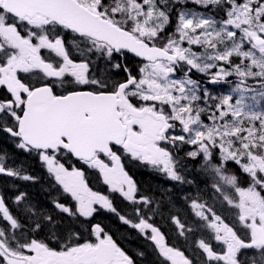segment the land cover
Instances as JSON below:
<instances>
[{
	"label": "snow or ice",
	"instance_id": "obj_1",
	"mask_svg": "<svg viewBox=\"0 0 264 264\" xmlns=\"http://www.w3.org/2000/svg\"><path fill=\"white\" fill-rule=\"evenodd\" d=\"M188 3L206 12L222 11L223 18L192 11ZM173 11L176 27L162 39ZM68 34L70 46L64 39ZM194 45L201 50L194 51ZM126 53L145 63L138 75L123 66L125 79H111L107 73L122 68L112 61ZM101 60L109 67L97 77L92 65ZM181 63L187 69L174 78ZM193 71L207 75L209 83L232 75L238 82L229 94L213 96ZM0 89L5 93L0 96V132L47 165L64 198H71L68 203L53 200L61 214L88 218L99 205L154 242L162 264H198L169 246L141 208L134 209L136 221L120 214L108 196L89 187L84 171L69 170L57 159L76 158L98 170L113 193L150 207L152 198H136L137 186L122 158L150 165L170 181L191 184L172 151L190 145L195 150L187 157L202 156L200 168L212 177L208 199L227 202L246 230L241 235L206 200L201 202L207 193L190 198L191 214L198 218L193 222L211 234L197 241L207 256L199 264H264V0H0ZM205 113L209 123L202 119ZM6 161L7 155L0 154V174L36 179ZM228 162L238 166L239 176L229 173ZM25 199L20 192L14 203L19 207ZM23 211L31 221L26 225L0 196V264H134L99 224L91 228L94 240L80 242L79 233L69 229L66 237L53 234L49 241L36 237L54 223L53 215L37 213L31 204ZM171 219L178 235L185 236V224L175 215ZM212 240L223 245L220 251ZM245 252L252 255L241 259Z\"/></svg>",
	"mask_w": 264,
	"mask_h": 264
},
{
	"label": "rangeland",
	"instance_id": "obj_2",
	"mask_svg": "<svg viewBox=\"0 0 264 264\" xmlns=\"http://www.w3.org/2000/svg\"><path fill=\"white\" fill-rule=\"evenodd\" d=\"M186 7L192 11L204 12L205 15L212 14L210 12H206L205 9H203L202 7L196 6L192 3H188L186 5ZM179 10L180 9H178L177 11H179ZM213 15H215V17L217 19L223 18L222 11L216 10V12L213 13ZM175 17H176V20L174 22H172L169 26V30L171 32H173V30L176 27L177 16H175ZM183 46L188 47L186 42L183 44ZM192 47H193L194 51H200L201 50L200 47L197 45H194ZM233 60L235 63H239V60L237 58H233ZM115 61H114V64L117 62L119 63L118 60H115ZM144 63H145L144 61H140V60L137 62V73H136V75H138L139 69ZM104 64H105L104 61L101 60V62H99L98 65L101 66ZM98 65H95V67ZM108 67L109 66H107V68ZM186 69H187V66L184 65L183 63H181V66L178 67L176 70L174 78H177V79L182 78L184 75V71H186ZM97 73H100V72H97ZM107 74L111 77V79L115 80V74H114L113 70H111ZM194 75H197L199 78L203 74H200V73L193 71V73H192L193 78L198 80V78H195ZM21 76L23 78H27V77H25L24 74ZM205 76L207 77L206 79H208L207 82H209V77L207 75H205ZM237 82H238V78L235 75H232L229 78H227V81H221L219 83L209 84V85H207L204 82V84L201 85V87H207L213 96H221L224 94H229L231 92V89L233 87H235ZM249 84H255V81L250 80ZM210 85H216V87L212 88ZM0 90L4 91L3 89H0ZM231 95L234 98H238L237 93H231ZM233 103H234V100H233ZM230 118L231 117H229V119ZM202 119L204 120L205 123H209V121L207 120V113H205L203 115ZM176 130H177V132H176L177 135L181 134L179 131V126H177ZM3 140L5 141V143H8V144H4V143L1 144L3 142ZM10 143L11 142L8 141L6 138H4V137L0 138V154H6L7 155V161H6L7 166L11 167V168L22 167V169H23L22 174L31 175V176L36 178L34 181H23L21 179L15 178V177H9L8 176L9 177L8 179L3 180V181L0 180V196L4 197L7 206L10 208V210L13 212V214L19 215L21 218L22 224H25V225L31 222L24 215L23 210H24L25 204H31L37 213L44 212L46 214L50 213L51 215H53L54 223L49 224L44 229V231L42 233H40L39 236L36 237L38 239H43L45 236H47L49 241H51L53 234H56V235L63 234L66 237L69 229L73 232H78L79 236H83V232L82 231L80 232V228L81 227L83 228V225L85 223V219H87V218L72 219V218L67 217L66 214H61L58 209L54 208V205H53L54 199H59L61 203H68V201L71 198L70 197H67L66 199L64 198V196L62 195V187L57 185L55 180H54V177L48 173L47 165L44 164L42 161H40L39 157L36 154L28 155L27 157L23 158V154L21 153V150L17 149L15 147V145H11ZM188 146H190V145H188ZM192 150H195V149L194 148L190 149V151H192ZM182 151H183V149H181L177 153L175 150L173 153H174V155H180L182 153ZM57 159L60 163H63L65 165V167L69 168V170L73 166L71 164L72 161L62 160L59 157ZM201 159H203V158L201 157ZM23 162H26V165L23 166V164H24ZM77 162H79V161H77ZM121 162L125 168V171L129 174V176L133 179V181H134V178H133L132 173L129 171V168H132V166L134 164H136L138 167L142 168V170L144 171L146 176L147 175L152 176L153 174H156L157 178L161 179L164 182V184L159 180L153 182V183L157 184L156 187L158 189L162 190V192H163V195H159L157 193L155 196V206H154L155 210L156 209L158 210L162 206V204H164L165 201L169 200L171 205H173V208H174V206L176 207L177 212L181 211V217H182L183 221L186 220V222L183 223V224H185V229H186L185 234L197 235L200 237V239L201 238H204L206 240L211 239V234L209 231L199 229L197 227V225L193 222L194 219H198V218L193 217V215L191 214V210L189 208L190 198H193L194 196L196 197L198 194V193L192 194L193 192H191L190 188H189V187L195 186L194 178H192L190 176L189 177L186 176L185 177L186 180H190V181H192V183L191 184H189V183L181 184L179 182H173V181L168 180V178L163 173L152 168L150 165H146L142 162L134 161V160H131L130 158H122ZM200 165H201V161L199 163H197L195 166L197 169H201ZM195 166H193L192 164H185L180 169L181 173L186 174V173L190 172L191 174H195L194 171L191 169V168L194 169ZM92 170H93L92 174H91V171H89L87 174H85L86 182L88 183L89 187L93 191H96V192L101 193L102 195L108 196L110 201L113 203V206L116 207L117 209H119L117 211L120 214H124L126 211L128 212V209H126L125 204H127V203L130 204L131 202L125 200L122 196H120L119 193H113L110 190L109 186L104 184L103 179L99 174V171L96 169H92ZM176 188H179V190H180L179 195L182 198H184L182 205H176L175 201L172 199L173 194L171 192H173L174 189H176ZM200 188L203 190L201 193H207V195H204L202 197L201 202L206 200L208 203V206L212 207L217 215H220L222 217V219H224V221L226 223H228L230 226L234 225L236 227V229L238 230V232L241 235H243L246 230L243 228L242 225L239 224V222L236 218V210L234 208H232L231 206H229L227 204V202L222 201V198H220V197H213V199H208V196L211 195V191L207 192V186L206 185L200 184ZM39 190H41V191L39 192ZM20 192L25 193L26 199L18 207L14 203V197L16 195H18ZM140 196L141 195L138 194V196L136 198L139 199ZM30 199L37 201V203L30 202ZM113 200H114V202H113ZM123 200H124V202H123ZM184 204L187 206L185 209H183ZM164 205H166V204H164ZM171 205H169L170 208H171ZM95 207H97L96 213L108 211V210L100 208L99 205H96ZM110 214H114V213L110 212ZM173 215L177 216V213L175 212V214H173ZM173 215H168V216L165 215L166 220L168 221V223L170 221L169 224L171 226H175V224L173 223V221L171 219V217ZM22 219L24 220V222L22 221ZM117 220H119L118 216H117ZM189 228H191L193 230L187 231V229H189ZM128 229H130V228H128ZM131 230H133V229H131ZM211 243H212V246L217 251H220L221 248L223 247L222 244H220L214 240H212ZM51 246L56 247L57 244L55 242H52ZM244 255L251 256L252 253L251 252H245L241 256V259L244 258ZM216 264H223V262H217Z\"/></svg>",
	"mask_w": 264,
	"mask_h": 264
},
{
	"label": "flooded vegetation",
	"instance_id": "obj_3",
	"mask_svg": "<svg viewBox=\"0 0 264 264\" xmlns=\"http://www.w3.org/2000/svg\"><path fill=\"white\" fill-rule=\"evenodd\" d=\"M64 39L67 42H69V46H70L71 34L66 35L64 37ZM42 54L45 55V56L49 55L46 51L43 52ZM92 59L95 60L96 58L95 57H92ZM115 60H118L119 63L122 65V68L120 70L111 69V70H113V72L115 74V80L123 81L125 79L126 74L123 72V66H126L132 72L133 75H136V73H137V62L139 60H137L136 58H134L133 56H131L128 53H126L124 56H117V57H115L114 58V61ZM114 61H112L113 64H114ZM95 65L96 64H93L92 65V71H93V74L95 76L99 77L101 75V73L107 68V66L104 64V65H101V66L98 65V66L95 67ZM97 72H100V73H97ZM21 75H23V74H21ZM194 76H195V78H198L197 75H194ZM206 78L207 77L204 74L198 78V80L201 81L200 82L201 85H203L204 82L207 85H209V84H215V83H209V82H207L208 79H206ZM248 83H249V81H248ZM216 85H210V86L212 88H214V87H216ZM57 91L59 92V89H57ZM4 94H5L4 91L0 90V96H3ZM176 132H177V130H175V134H176ZM172 134L173 133H170V135H172ZM5 135H6V139L11 142L10 144L11 145H15V142L12 140V138L10 136H8L7 134H5ZM3 143L4 144H8V143H5L4 140H3V142L1 144H3ZM180 147L185 152V154L183 156H178L179 158H181V163L183 165H185V162H187V161L194 160V158H189L186 155V153L189 152L190 149L194 148L193 146L183 145V146H180ZM172 151L174 152L175 149H173ZM21 153L23 154V158L27 157L28 155L35 154V153L29 154V153H27L25 151H22V150H21ZM58 157L61 158L62 160L78 161V160L74 159V157H70V156L67 157V158H64L63 156H58ZM200 158H199V160H200ZM23 163H24L23 166L26 165V162H23ZM191 169L194 171L195 174H191L190 172H188L186 174H182V173L181 174L184 175L185 177L186 176L187 177L190 176V177L194 178V180H195V186L194 187H189L190 188V191L193 192L192 194L201 193L203 191L200 188V184L206 185L207 186V192H210L211 191V187H210L211 185L209 183L210 182H213L212 177L210 175H208V174H197L196 173V170H198V169L196 168V166L194 167V169L193 168H191ZM199 175L200 176L204 175L205 180H203ZM8 178L9 177L7 175L0 174V180L3 181V180H6ZM85 178H86V176H85ZM148 178H150L152 180V184H155L153 182L154 181H157V180L161 181L164 184V182L161 179L157 178V175L156 174H153L152 176H149L148 175ZM156 186H157V184H156ZM154 187H155L154 185H151L150 186V189H149V192H148V195H147L148 197L152 198V200H153L151 206L148 207V210L149 211L147 210V217L146 218H148V222L151 223V224H153V226L158 227L160 229L161 233L165 236V242L169 246L177 247L178 249H180L181 251H183L185 253V255L188 256L189 258L196 259L197 262H198V264H199V262L201 260H205L206 261L207 260L206 254H203L202 255V250L197 247V241H198V239H200V237L197 236V235H187V234H185V236H179L178 234H174V230H175L176 226H171L168 223V221L166 220V218H165L164 208L166 207V205H162L158 210H155L154 209V206H155V196H156V194L158 193L160 195H163L162 190L158 189L157 187L154 189ZM40 191L41 190H39V192ZM174 191H176L178 193V197H179L180 201L183 202L184 198H182L179 195V193H180L179 188L174 189ZM173 192H171V193L173 194ZM193 198H195V196ZM164 203L165 204H169V205L171 204L170 201L169 202L165 201ZM125 207H126V209L129 210V208L132 207V206H131V204H128L127 203V204H125ZM186 207L187 206L184 204L183 205V209H185ZM171 209L173 210V212H176L177 213V216L180 219L181 223H185L186 222V220L183 221V219L181 217V211L177 212L176 207L174 206V208H173L172 205H171ZM122 215L128 216L129 215V211L128 212L126 211ZM88 218H90V217H88ZM130 219L136 221L137 218L133 214L130 217ZM22 221L24 222L23 219H22ZM116 222L120 223L122 225V227L125 226V224L123 222L119 221V220H116ZM126 225H128V224H126ZM129 226L130 225H128V228H129ZM91 228L92 227H90L88 229V231H89L88 234L87 233H84L85 230H86L85 228H82V227L80 228V232L81 231L83 232V236H80V242H83L84 240H87V239H93V240L95 239V237L92 236V234H91ZM132 229L134 230V233H135L134 234V237L133 238H130L128 240L131 241L134 244L137 243L139 245V249H137V248L134 249L132 247H130V249H127L126 248V241H125V239H123L121 237L120 234H115V236L112 237L113 240L117 243V245L131 259H133L134 264H162V261L164 260V258L159 255V250L156 248L154 242H152L150 239L146 238L145 234L144 233H141L138 229H135V228H132ZM148 235L149 236L151 235L150 230L148 231ZM140 253H143V255L141 256ZM216 263H217V261H209L208 262V264H216ZM167 264H171V262L169 261V262H167Z\"/></svg>",
	"mask_w": 264,
	"mask_h": 264
},
{
	"label": "trees",
	"instance_id": "obj_4",
	"mask_svg": "<svg viewBox=\"0 0 264 264\" xmlns=\"http://www.w3.org/2000/svg\"><path fill=\"white\" fill-rule=\"evenodd\" d=\"M178 9L179 8H177V10ZM215 12H216V10H213L210 13L213 14ZM175 16H176V11H173L171 23L176 20ZM169 26L167 27V30L162 34V39H166L168 34L171 33V31L169 30ZM2 137L6 138V135L3 132H0V138H2ZM184 154H185V152L182 151V153L180 155H177V156H183ZM216 156H219L218 151L216 152ZM200 161L202 162L201 158H200V160L199 159H194L192 161H187V162H185V164H192L193 166H195ZM213 162L215 163L216 161L214 160ZM71 164L73 166L83 170L85 172V174H87L89 171H91V174H92L93 170L91 168L89 169L85 164H83V162L72 161ZM227 169H228L229 173H236L238 176L240 175V170H239L238 166L234 162H228L227 163ZM129 171L132 173L134 181H135V184L137 186L136 197L138 196V194L141 195V196H147L151 185L155 186L154 189L156 188V184H152V180L150 178H148V175L146 176V174L144 173V171L142 170L141 167H138L136 164H134L132 166V168H129ZM196 173L197 174H207L204 171H202L201 169L196 170ZM200 177L203 180H205L204 175H202ZM241 178H243V177H241ZM209 184L211 185L212 182H210ZM244 186H246V185H244ZM172 199L175 201L176 205H182L183 204V202L180 201V199L178 197V193L176 191L173 192V198ZM114 200H113V202H114ZM30 202L37 203V201L31 200V199H30ZM123 202H124V200H123ZM130 204H131L132 207H130L129 210H128L129 211V215H128L129 218L134 214V209L136 207L141 208L142 212L145 215H147L148 207H145L143 204H136V205H134L132 203H130ZM117 210H119V209H117ZM164 213H165L166 216L175 214V212H173V210L169 207V204H166V207L164 208ZM109 214H110L109 211H104V212H101V213H94L92 217L85 219V223L83 225V228H85L86 230H85L84 233L88 234L89 233L88 229L90 227H92V225L99 224L103 228V230L105 232H107L109 235H111L112 237H114L115 234H120L121 237L123 239H125V241H126V248L127 249H130V247H132L134 249L135 248L139 249V245L137 243L134 244V243H132L131 241L128 240V239L134 237L135 233H134L133 230H131L132 228L129 226L130 229H128V225H126V224H125L124 227H122V225L120 223L116 222V220H117L116 214H110V215ZM145 217H147V216H145ZM178 231L179 230L175 228L174 234H178Z\"/></svg>",
	"mask_w": 264,
	"mask_h": 264
},
{
	"label": "water",
	"instance_id": "obj_5",
	"mask_svg": "<svg viewBox=\"0 0 264 264\" xmlns=\"http://www.w3.org/2000/svg\"><path fill=\"white\" fill-rule=\"evenodd\" d=\"M128 54H130L131 56H133V57L136 58L137 60L144 61L143 58L136 57V56H135L134 54H132V53H128ZM144 62H145V61H144ZM74 159H76V158H74Z\"/></svg>",
	"mask_w": 264,
	"mask_h": 264
},
{
	"label": "bare ground",
	"instance_id": "obj_6",
	"mask_svg": "<svg viewBox=\"0 0 264 264\" xmlns=\"http://www.w3.org/2000/svg\"><path fill=\"white\" fill-rule=\"evenodd\" d=\"M166 186V185H165ZM160 195V194H159ZM165 198V197H164ZM158 199V198H157ZM165 204V203H164ZM164 204H162V205H164ZM146 209V208H145ZM157 210V209H156ZM149 211V210H148ZM151 213V212H150ZM144 214V213H143ZM165 214V213H164ZM145 215V214H144ZM151 215V214H150ZM189 215V214H188ZM145 216H147V215H145ZM154 218V217H153ZM161 223V222H160ZM169 223H170V221H169ZM166 225V224H165Z\"/></svg>",
	"mask_w": 264,
	"mask_h": 264
}]
</instances>
